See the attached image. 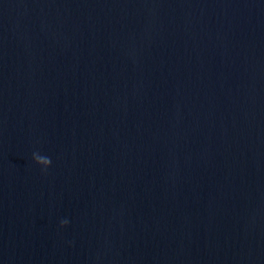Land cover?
Returning <instances> with one entry per match:
<instances>
[{"label": "water", "instance_id": "95a60500", "mask_svg": "<svg viewBox=\"0 0 264 264\" xmlns=\"http://www.w3.org/2000/svg\"><path fill=\"white\" fill-rule=\"evenodd\" d=\"M0 264H264V0H0Z\"/></svg>", "mask_w": 264, "mask_h": 264}, {"label": "clouds", "instance_id": "9594fccd", "mask_svg": "<svg viewBox=\"0 0 264 264\" xmlns=\"http://www.w3.org/2000/svg\"><path fill=\"white\" fill-rule=\"evenodd\" d=\"M33 159L36 160L37 162H40V163H43L44 165H46V167H44L42 170H46L47 167L51 164V159L49 157L38 156L36 154V152L33 153ZM68 223H69V221L67 219H62L60 221L61 227L66 226Z\"/></svg>", "mask_w": 264, "mask_h": 264}]
</instances>
